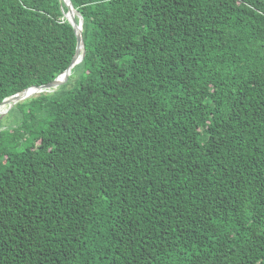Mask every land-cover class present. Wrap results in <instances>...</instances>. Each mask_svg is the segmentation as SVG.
I'll list each match as a JSON object with an SVG mask.
<instances>
[{"label": "trees", "instance_id": "16d2710c", "mask_svg": "<svg viewBox=\"0 0 264 264\" xmlns=\"http://www.w3.org/2000/svg\"><path fill=\"white\" fill-rule=\"evenodd\" d=\"M71 1L83 60L0 115V264H264V0ZM66 11L0 0V103Z\"/></svg>", "mask_w": 264, "mask_h": 264}, {"label": "water", "instance_id": "95a60500", "mask_svg": "<svg viewBox=\"0 0 264 264\" xmlns=\"http://www.w3.org/2000/svg\"><path fill=\"white\" fill-rule=\"evenodd\" d=\"M60 1L62 4H64L67 7V11L65 12V17L69 20V22L73 26V29L77 37L76 52L72 58L70 65L64 72H62L59 76H57L53 81L47 84H44V85L30 86L21 92H18L16 94H13L5 98L0 103V107L8 105L10 108L18 101L29 98L36 93L50 92L54 90L55 88L63 85L64 83L68 81L72 68L83 60L85 53H86L85 44H84L83 35H82L83 19L80 16V14L77 12V10L74 8L71 0H60ZM77 17H78V20H77ZM29 89H35L34 93L31 95L26 94V92Z\"/></svg>", "mask_w": 264, "mask_h": 264}, {"label": "rangeland", "instance_id": "374dc122", "mask_svg": "<svg viewBox=\"0 0 264 264\" xmlns=\"http://www.w3.org/2000/svg\"><path fill=\"white\" fill-rule=\"evenodd\" d=\"M7 111H8L7 105L0 107V115H2L3 117L6 115ZM3 122L4 124L8 123V120L6 117L4 118Z\"/></svg>", "mask_w": 264, "mask_h": 264}, {"label": "bare ground", "instance_id": "6f19581e", "mask_svg": "<svg viewBox=\"0 0 264 264\" xmlns=\"http://www.w3.org/2000/svg\"><path fill=\"white\" fill-rule=\"evenodd\" d=\"M34 91H35V89H29V90L26 92V94L31 95V94L34 93ZM7 107H8V106H7Z\"/></svg>", "mask_w": 264, "mask_h": 264}]
</instances>
